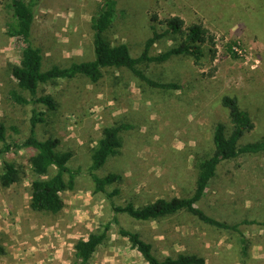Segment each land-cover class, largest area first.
I'll list each match as a JSON object with an SVG mask.
<instances>
[{
  "label": "rangeland",
  "instance_id": "374dc122",
  "mask_svg": "<svg viewBox=\"0 0 264 264\" xmlns=\"http://www.w3.org/2000/svg\"><path fill=\"white\" fill-rule=\"evenodd\" d=\"M102 1L40 0L31 39L42 49L45 61L91 58V23ZM7 2L0 0V123L20 122L27 127L32 109H42L39 105L17 109L5 94L10 79L7 66L20 61L19 49L6 34ZM125 4V15L107 36L128 44L136 57L151 36L149 19L155 15L160 20L178 16L186 26L199 24L207 29L214 46H205L199 66L188 57L141 66L154 80L179 83L177 91L152 89L126 70L111 69L104 70L96 84L75 79L43 86L59 106L48 113L47 122L38 125L37 136L59 138V150L72 152L68 166L79 175L74 188L62 194V211L36 212L30 208L31 182L36 179L30 165L34 151L5 155L4 160L16 163L21 173L17 183L0 187L4 247L0 264H72L74 244L107 224L108 238L90 264H147L119 234L120 227L141 232L165 256L185 252L203 257L205 264H264L262 226H243L249 240L244 258L236 235L206 226L189 214L140 223L125 214L116 215L112 204L143 206L159 198L190 195L195 159L212 151L213 126L222 122L230 128L227 111L220 104L226 95L237 98L255 124L241 144L264 138V0H128ZM231 43L235 45L230 52ZM173 44L164 38L151 54ZM116 122L132 127L121 135L120 154L99 173L120 175L122 180L107 187V193H95L88 173L90 150L103 128ZM114 189L120 194L108 198ZM200 207L229 222L241 216L263 221L264 156L223 163ZM115 217L118 224L113 222Z\"/></svg>",
  "mask_w": 264,
  "mask_h": 264
},
{
  "label": "trees",
  "instance_id": "16d2710c",
  "mask_svg": "<svg viewBox=\"0 0 264 264\" xmlns=\"http://www.w3.org/2000/svg\"><path fill=\"white\" fill-rule=\"evenodd\" d=\"M127 1H102L101 8L91 23V58H72L59 63L45 61L42 49L35 47L31 39L40 0H9L4 5L8 14L6 34L14 40L15 47L20 51L19 63L7 66L6 74L10 79L6 83V97L17 109L39 105L42 110L32 109L27 127L26 123L24 125L20 122L9 126L0 123V187L8 188L17 183L21 173L16 163L4 160L5 155L17 153L22 149L33 150L34 153L30 157L31 170L36 176L31 182L30 208L33 211L51 214L62 211V194L74 188L75 179L79 175L78 170L68 166L73 157L72 152L59 150V138L39 139L37 136L38 125L47 122L48 113H54L59 106L54 96L46 93L43 86L53 85L59 80L75 79H86L96 84L104 77V70L111 69L126 70L152 89L177 91L181 89L179 83L154 80L145 74L141 66L161 64L178 57L191 58L194 64L199 66L205 56V46H214L213 38L209 36L207 29L199 24L186 26L185 21L178 16L160 20L155 15L149 19L151 36L145 41L141 53L137 57L134 56L128 44L112 41L107 36L118 19L125 15ZM164 38H169L174 44L166 51L152 55L151 49ZM233 45L235 43L229 45L230 52ZM232 57L236 56L232 54ZM220 104L227 111L230 128L222 122L213 126L212 151L195 159L192 193L171 199L159 198L143 206H135L132 203L121 206L112 203L113 211L116 215L125 214L140 223L159 222L181 213L189 214L206 226L236 235L240 254L246 258L249 240L245 236L243 226L264 227V220L259 221L247 216H241L231 222L221 220L202 209L200 203L207 196L223 163L236 162L246 156H264V138L241 144L243 138L255 129L253 119L247 111L241 109L235 97L226 95L221 98ZM131 127L128 123L116 122L103 128L101 137L90 150L88 173L94 183L95 193H107V187L122 180L120 175L103 176L99 172L120 154L123 146L121 135ZM52 169L56 171L50 175ZM118 194L120 191L114 189L108 194V198ZM113 222L118 224L116 217ZM109 229L110 224H107L104 230L90 233L86 239L78 240L74 244L72 264H90L95 252L106 242ZM119 234L128 239L132 249L136 250L147 264H205L203 257L192 253H169L166 256L159 254L153 243L139 231L120 227ZM0 253H4L1 239Z\"/></svg>",
  "mask_w": 264,
  "mask_h": 264
}]
</instances>
